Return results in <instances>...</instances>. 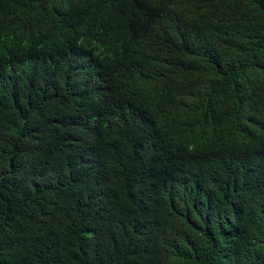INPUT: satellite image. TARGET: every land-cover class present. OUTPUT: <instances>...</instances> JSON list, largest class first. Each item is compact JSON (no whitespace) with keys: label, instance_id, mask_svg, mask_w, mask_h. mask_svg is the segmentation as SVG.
Instances as JSON below:
<instances>
[{"label":"trees","instance_id":"obj_1","mask_svg":"<svg viewBox=\"0 0 264 264\" xmlns=\"http://www.w3.org/2000/svg\"><path fill=\"white\" fill-rule=\"evenodd\" d=\"M259 204L264 0H0V264H212Z\"/></svg>","mask_w":264,"mask_h":264},{"label":"clouds","instance_id":"obj_2","mask_svg":"<svg viewBox=\"0 0 264 264\" xmlns=\"http://www.w3.org/2000/svg\"><path fill=\"white\" fill-rule=\"evenodd\" d=\"M169 171L183 173L178 166ZM231 212L238 219L227 224L224 216L219 220L217 227L208 233L214 234L213 257L204 258L212 264H264V205L255 206L249 215L239 208Z\"/></svg>","mask_w":264,"mask_h":264}]
</instances>
